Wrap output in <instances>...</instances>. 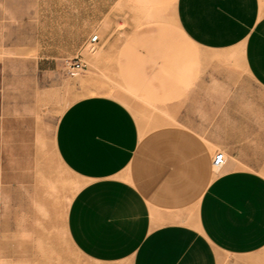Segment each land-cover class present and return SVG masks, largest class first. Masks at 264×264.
Returning <instances> with one entry per match:
<instances>
[{"label": "crops", "instance_id": "obj_1", "mask_svg": "<svg viewBox=\"0 0 264 264\" xmlns=\"http://www.w3.org/2000/svg\"><path fill=\"white\" fill-rule=\"evenodd\" d=\"M172 3L186 42L159 26L155 41L123 44L117 70L138 98L182 104L175 123L139 136L128 108L100 94L61 112L55 151L82 181L67 208L68 238L108 264H264V176L248 165L258 161L248 152L264 146V126L227 107L225 92L194 89L209 82L212 61L231 55L264 89V0ZM211 146L229 153L214 177Z\"/></svg>", "mask_w": 264, "mask_h": 264}, {"label": "rangeland", "instance_id": "obj_2", "mask_svg": "<svg viewBox=\"0 0 264 264\" xmlns=\"http://www.w3.org/2000/svg\"><path fill=\"white\" fill-rule=\"evenodd\" d=\"M154 1L0 0V264H108L82 256L68 238L69 199L82 181L57 155L55 129L68 104L92 94L126 106L139 136L175 123L172 112L182 104L142 100L118 76L123 44L153 42L162 25L172 39L186 42L174 25L173 0ZM92 33L97 42H88ZM73 56L85 67L70 75L64 65ZM210 70L209 82L195 83L194 89L225 92L227 107L241 108L243 119L263 127L264 89L238 57L216 59ZM212 70L225 81H217ZM210 101L217 109L218 100ZM259 135L264 140V132ZM214 149L229 159L227 148ZM249 151L258 161L248 165L264 176V146ZM211 169L214 177L221 168Z\"/></svg>", "mask_w": 264, "mask_h": 264}, {"label": "built area", "instance_id": "obj_3", "mask_svg": "<svg viewBox=\"0 0 264 264\" xmlns=\"http://www.w3.org/2000/svg\"><path fill=\"white\" fill-rule=\"evenodd\" d=\"M98 36L96 33H92L89 37H88V42L90 43H94L98 41ZM65 71L70 74L73 75L76 72L82 70L85 65L83 63V61L76 56H73L72 58L65 60ZM224 161V154L222 151L220 150H216L211 158H210V165L211 167H218L220 166Z\"/></svg>", "mask_w": 264, "mask_h": 264}, {"label": "bare ground", "instance_id": "obj_4", "mask_svg": "<svg viewBox=\"0 0 264 264\" xmlns=\"http://www.w3.org/2000/svg\"><path fill=\"white\" fill-rule=\"evenodd\" d=\"M223 154H224V161H223V163L220 165V166H218V167H214V169H215V171H219V169L224 165V163H225V161H226V159H227V154H226V152L225 151H223ZM77 190V189H76ZM69 201H70V199H69Z\"/></svg>", "mask_w": 264, "mask_h": 264}]
</instances>
